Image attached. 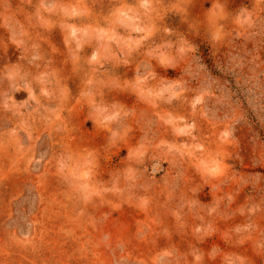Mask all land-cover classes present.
Wrapping results in <instances>:
<instances>
[{
  "label": "rangeland",
  "instance_id": "1",
  "mask_svg": "<svg viewBox=\"0 0 264 264\" xmlns=\"http://www.w3.org/2000/svg\"><path fill=\"white\" fill-rule=\"evenodd\" d=\"M15 61L0 67V264H264V0H0V65ZM21 62L60 96L39 130ZM93 122L136 126L140 163L161 125L177 142L105 179L117 138L102 165ZM197 152L199 175L175 155Z\"/></svg>",
  "mask_w": 264,
  "mask_h": 264
},
{
  "label": "clouds",
  "instance_id": "2",
  "mask_svg": "<svg viewBox=\"0 0 264 264\" xmlns=\"http://www.w3.org/2000/svg\"><path fill=\"white\" fill-rule=\"evenodd\" d=\"M17 62L18 61L6 62L0 65V67H3V65L8 64V63H17ZM21 63L23 64L22 72L29 74L28 78L32 82V86H33V89L36 95V100L33 101V107L39 108V114L33 115L30 119V123L35 129L39 130L40 128L44 127L46 123L43 120V115L46 114L45 112L46 108L57 107V105L60 103V96H59L58 91H56L54 87L48 88L47 93L43 91V87H47V85L42 86L39 83V73L43 70L42 67L38 68L32 64H28L27 62H21ZM159 68H163V66L160 65ZM7 77H8L7 73L0 74V86H2L3 89L5 90L7 89L8 83H9ZM106 91L107 90H105V95H106ZM113 92L117 94H129V93H121L119 91H113ZM72 95H73V92H72ZM78 96H79V91L75 96L73 95V100L71 101V103H75V98ZM97 99L99 100V97ZM113 103H119V102H113ZM90 111L91 109L88 106L87 102L85 101L83 104V111L81 113L84 115V120L89 119ZM62 114L64 116H67L68 115L67 110H65ZM81 114L80 115L73 114V123L78 125L80 128L82 127V125L77 124V121L79 120V117L81 116ZM51 118L54 119V116H52ZM92 125H93V132L90 133V135L102 137L103 143L89 144L88 147L93 148L100 154L102 165H105L103 156H104L106 149H108L110 143L113 140V137L115 136L117 138V146L112 148L111 151L113 153H116L117 150L119 151L117 155L113 156L111 162L106 165V170L104 174L105 179H108L109 173L116 169L124 170L126 168L131 167V168H135L138 171L142 172L145 164H148V165L150 164L149 158L151 156L153 155L162 156L164 153L167 152L166 148L160 147L161 141H166L168 143L177 142L175 138L173 137L171 130L166 131L165 127L161 125L160 128L157 129L156 139L147 145V153L145 156L144 163H140L136 160L128 159L129 150L135 149L138 146V144L140 143V136L142 135V133L136 126H133L132 130L127 131L119 123H112L110 125H105L100 128H97L94 122L92 123ZM137 131L141 133L139 137L135 135ZM121 153H125V154L121 155ZM175 155L177 159H183L185 165L188 166L189 171L191 172H196V168H195L196 159L203 158L202 152H197L196 158H189L187 155H184L183 157H181L179 154H175ZM117 157L119 159L114 160V158H117ZM224 163L228 164L229 161L225 160ZM196 175H199V173L196 172Z\"/></svg>",
  "mask_w": 264,
  "mask_h": 264
}]
</instances>
